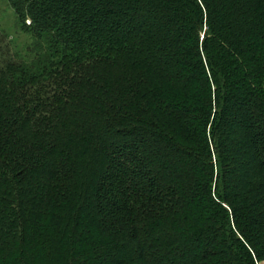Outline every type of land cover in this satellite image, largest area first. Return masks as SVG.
Returning <instances> with one entry per match:
<instances>
[{"label": "trees", "instance_id": "1", "mask_svg": "<svg viewBox=\"0 0 264 264\" xmlns=\"http://www.w3.org/2000/svg\"><path fill=\"white\" fill-rule=\"evenodd\" d=\"M6 1L0 264H264V0Z\"/></svg>", "mask_w": 264, "mask_h": 264}, {"label": "rangeland", "instance_id": "2", "mask_svg": "<svg viewBox=\"0 0 264 264\" xmlns=\"http://www.w3.org/2000/svg\"><path fill=\"white\" fill-rule=\"evenodd\" d=\"M30 23V20H27ZM0 41L2 52L11 50L13 54L21 57L29 54L33 40L30 33L23 29L14 9L6 0H0ZM241 159L243 150L237 151Z\"/></svg>", "mask_w": 264, "mask_h": 264}]
</instances>
